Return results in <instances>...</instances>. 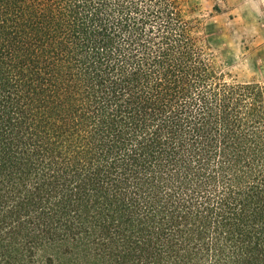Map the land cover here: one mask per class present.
Segmentation results:
<instances>
[{
	"label": "trees",
	"instance_id": "trees-1",
	"mask_svg": "<svg viewBox=\"0 0 264 264\" xmlns=\"http://www.w3.org/2000/svg\"><path fill=\"white\" fill-rule=\"evenodd\" d=\"M188 0H0V264H264V89Z\"/></svg>",
	"mask_w": 264,
	"mask_h": 264
},
{
	"label": "rangeland",
	"instance_id": "rangeland-1",
	"mask_svg": "<svg viewBox=\"0 0 264 264\" xmlns=\"http://www.w3.org/2000/svg\"><path fill=\"white\" fill-rule=\"evenodd\" d=\"M186 6L226 78L264 89V0H188Z\"/></svg>",
	"mask_w": 264,
	"mask_h": 264
}]
</instances>
